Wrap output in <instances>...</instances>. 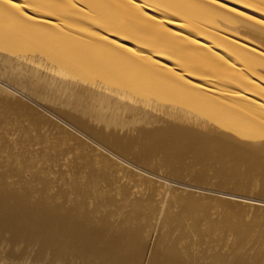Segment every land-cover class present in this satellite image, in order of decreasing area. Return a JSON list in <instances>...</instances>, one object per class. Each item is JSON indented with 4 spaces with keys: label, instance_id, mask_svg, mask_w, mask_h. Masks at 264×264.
I'll return each mask as SVG.
<instances>
[{
    "label": "bare ground",
    "instance_id": "obj_1",
    "mask_svg": "<svg viewBox=\"0 0 264 264\" xmlns=\"http://www.w3.org/2000/svg\"><path fill=\"white\" fill-rule=\"evenodd\" d=\"M257 1L262 6L258 5ZM168 11L176 16L167 15ZM46 13L49 16L57 15L55 16L57 18L50 19L45 15ZM62 16L69 21H74L73 23H76L75 20L78 19L86 21L91 24L88 26H94L102 34L95 32L93 28H87L88 26L84 27L83 23L79 26V20L78 25H73L71 22L66 24L61 21ZM0 17L4 21L14 23V27L18 26V30L22 29L25 35L36 38L38 43L41 42L39 40H43L42 44L45 41V44L49 43L52 46L54 43L51 42L57 41L56 48L63 43L67 51L62 52L67 55V59L73 57L76 64L93 68L100 79L104 80V77L105 81L111 84L109 88H112V92L116 94V97L112 96L113 103L116 102L115 99L120 102L125 101L124 109L118 104L119 109L112 107L111 114L108 115H106L107 106L103 109L101 106L97 107V103H95L96 106L94 102L93 106L80 105L81 111L95 118L98 123L102 121L100 124L106 127L115 123L113 121L115 115L112 116L114 112L122 110V113L129 112L131 127L127 126L129 129L133 126L131 130L134 131L125 132L124 139L112 135L116 138L112 139V143L109 140L112 138L110 133L106 130L110 135L108 139V134L102 132V129L104 131L106 127L100 129L98 126L99 129L94 130L88 127L85 121L67 112L64 113L76 126L86 131H95V137L99 143L120 154H124L123 145L132 146L135 142L150 143L147 148L151 151L153 148L150 147L159 142L163 147L167 146L166 149L169 148V152L174 150L170 148L172 147L170 145L174 144V147L181 149V151L179 148H177L178 151L174 150L176 155L178 152L184 154L183 152L187 151L184 155L186 157L190 155L192 158L193 155L195 158L201 156L197 155L199 153L206 155L202 150L206 152L210 150L214 155L212 154L213 158L209 163L213 164L215 158L230 159V162H227L231 170L229 169L227 174L235 170L231 173L234 174L232 177L235 180L242 176L241 181L248 185L257 184L254 186V188L258 186L257 190H254L257 194L252 200L264 204V0H0ZM171 26L176 30H171L172 28H169ZM113 34L124 36V38H121V41L110 39L108 36ZM25 35L23 37H27ZM3 38L5 40V37ZM28 39L33 41L30 37L26 38L27 41ZM31 42L30 44L33 43ZM38 43L36 45H39ZM138 43L150 46L151 50L150 48L148 51L138 49ZM3 44L7 46L6 41ZM13 46L16 45L13 44ZM39 47L37 46V49ZM24 51L25 49L21 53ZM52 51L51 54L55 57L56 52L54 54ZM70 62L69 64L74 63ZM134 69L147 76L148 80L143 77L144 81L137 79ZM17 71H19L18 68ZM32 72L34 73V70ZM58 79L60 80V75ZM81 79L79 80L83 83L84 79L83 81ZM26 82L32 86V89L35 85L37 86L32 77L27 78ZM72 82L74 83L73 77ZM43 83L46 86L47 82L43 81ZM86 87L85 89L89 90L91 86ZM40 88L37 90L40 91ZM83 92L85 94L87 91ZM28 93L31 95L30 92ZM39 93L36 94L37 97L40 96ZM101 93H99V99L102 98V104L106 99H103L102 95L106 93ZM107 100L110 102V98ZM110 103L109 107L113 106ZM77 104L79 106V101ZM24 106L28 108L27 104ZM25 107L23 110L21 108L20 113L24 112ZM4 108L5 105L1 109L5 110ZM6 109L8 112L13 110L12 107L10 111L9 107ZM14 110L13 114L19 111L17 108L16 112ZM26 113L30 112H25V115ZM122 113L120 114L123 115ZM5 115L10 118V115ZM0 116V182H2L0 189L4 190L0 193V201L6 203V195L14 198L19 211L28 210L27 217L32 221L34 220L32 212L41 211L40 220L46 223L51 231H57L60 237L66 234L82 237L86 246L95 252L100 261H110L111 264H122L129 259H135L137 264H264L263 205H255V208L252 206L255 211L251 207L253 203L250 204V210L246 208L248 211L244 210L245 207H239L243 208V212L245 211L243 213L241 210L242 214L238 208L234 207L238 211L233 215L232 203L228 200L232 209H227L229 206L226 207L225 204L226 208L221 207V214L217 215L216 212L209 211L202 205L206 202L214 209H218L217 205L214 206L217 202L210 198L211 194L207 197L189 192L181 196L175 193L176 191L174 193L169 192L170 190H168L169 193L159 191L157 181L154 182V179L147 175H138L131 171L132 169L119 162L120 160L108 155V152H105L108 149L106 147L103 151L100 147L97 148V145L86 142L87 140L81 142L78 147L76 144V147L67 145L66 136L61 134L64 128L60 130L61 135L55 133L56 136L49 137L51 140L47 138L48 134L51 135L50 133L38 134L36 127L33 128L36 134L28 136L31 131L27 128L19 132L14 128L19 122L25 121H19L22 115H18V120L14 115L13 120L17 122V124L14 123L15 125L10 119L13 128L8 125L9 118L8 126L3 127L4 118L3 115ZM29 117L25 118L29 119ZM158 117L162 118V125L158 124ZM22 119H24L23 116ZM5 121H7L6 117ZM111 121L113 122L110 123ZM117 122L119 124L114 127L121 128L123 124L120 123L121 121ZM31 123L35 124L33 120ZM44 123L43 125L47 128L48 122ZM134 123H140V125L134 127ZM54 125V129L58 131L59 128L57 130L56 124ZM102 125L100 127H103ZM21 127L23 129L25 126ZM42 127L38 128L42 129ZM49 127L54 130L51 124ZM74 136L76 135H73L75 139ZM73 138L71 136L70 139L74 141ZM18 143L22 145L20 150L16 148ZM159 143L158 146H161ZM37 144L40 146L36 149L34 145ZM220 144L223 145L222 151L216 148ZM161 149V153L166 151ZM52 150L54 152H51ZM63 152L73 154L72 159L68 157L70 160H65L69 163H65L64 166L60 165L61 161H59ZM38 153L42 155L41 159ZM173 158L177 159L176 156ZM201 158L207 162L210 160L208 156ZM166 160L168 159H164L165 162ZM146 161L148 163V160ZM205 161L202 165L204 164L203 166L207 168L208 163L206 162V165ZM241 165L243 172L240 171ZM170 170L168 176L174 177L171 173L175 172ZM194 170L193 168V172ZM120 172L125 174V178L126 176L132 178L128 180H134L133 185L126 184L128 180L125 181L126 183L121 182L122 179L117 177ZM190 172L192 175V171ZM200 180L199 183H201ZM237 181L238 184L241 183L239 180H236V183ZM245 183H241L244 189ZM240 186L237 190L241 192ZM250 187V190L254 189ZM230 192L232 193V190ZM28 195L33 198L39 196L38 198L44 201L46 208L34 202L27 203ZM228 202L226 200L225 203ZM221 203H218V206L224 204ZM237 204L236 207H238ZM27 205H30L29 208L26 207ZM75 206L89 210L97 219L89 222L87 218L76 215L69 219L67 209ZM49 208L51 209L48 210ZM48 211L62 213V219L60 218L56 224L45 222L43 218H46Z\"/></svg>",
    "mask_w": 264,
    "mask_h": 264
},
{
    "label": "rangeland",
    "instance_id": "obj_2",
    "mask_svg": "<svg viewBox=\"0 0 264 264\" xmlns=\"http://www.w3.org/2000/svg\"><path fill=\"white\" fill-rule=\"evenodd\" d=\"M256 3L258 5H260V6H262L260 2L257 1ZM145 11H148V10H145ZM45 15L48 16V17H50V19L51 18H57V17H55L57 15H54L53 16V14H52V15L49 16L48 13H46ZM167 15L176 16L171 11H168ZM58 16H59V14H58ZM61 19H62L61 21H63L66 24H68V23L70 24V22H71L73 25H78V20H79V26L80 25H83V24H84L83 25L84 27L85 26L87 27L88 25H91L89 23H86V21H81L80 19H78L77 21L75 20L76 23H73L74 21H69L68 18L63 17V16L61 17ZM5 21H4L3 18L0 19V28H1L0 35L2 36V37L0 36V42L1 41L3 43H5V41L7 42V46L5 44H3V43H0V47H1L0 48V112H1L0 115H3L2 117L4 118L2 120V122H3L2 123V126L3 127H7L9 125V127H12L13 128L14 127L13 124L14 123L17 124V122H15L14 120L15 119L18 120V115L19 116L22 115L24 117V119H22V116H20L21 119H19V121H21V120H25V121H21V122L18 123V125L20 127V130H19L18 125L14 127L16 130H18V132L19 131H22V130H24L26 128H27V130H29L31 132L36 129V130H38V132L36 130L35 131L38 134H45V133L48 134V133H50L51 135L48 134L49 136L46 134L48 139H50L49 137L54 136L55 133H57L56 135H61L62 134L64 136H66V141L68 142V143L66 142L67 145L69 144L70 146H74V147H76V145H77V147H78V146H80L81 142H84L85 140H87L86 142H89V144H92L93 143V145H95V146L97 145V148L100 147L103 151H105V149L108 148V147L104 146L103 144L99 143L98 140H96L95 131H93V132H90L88 130L86 131V130L82 129L81 127L76 126L75 124H73V122H71L72 120L70 121V119L67 118V116L65 115L66 114L65 112L74 115L79 120L85 121L86 122V125L88 127L93 128L94 130H96V128L97 129H99V128L101 129V128H105L106 126H103L102 124H100L102 121L100 123H98L95 118H93V117L87 115L86 113H84L83 111H81L82 106L83 105H86V104H88V106H93L95 103H97L98 106L95 104L97 107H100L101 106L103 109H105V107L107 106V109L106 110L108 112L106 110L105 111L107 112L106 115H108V114H111V111L110 110H112V107H114V106L116 108L118 107L117 109H119V106L122 109H124L123 107L126 106V104L124 103L125 101L122 100L123 102L121 101L122 102L121 103L120 101H118L117 99H115L116 102L113 103V101H114V98L113 97H116V94H115V92H112V90H113L112 88H109V87H111V84H109L107 81H105L106 79L104 77H103L104 80L100 79L99 74H97V71H93V68H89L88 66L87 67H84L85 65H81V64L79 65L78 63H77L78 64V66H77L76 60L73 57H72L73 61H72V59L70 57H68V59H67V55L65 53H63L65 51H67V50H65V46H64L63 43H61V46H58L57 48H56V45L58 44L57 41H56V43H55V41L51 42V43H54L52 46H50L49 43L48 44L46 43L47 44L46 45L45 44V41L42 44V41L43 40H39L41 42L38 43V40H36V38L34 39L30 35H25L24 34L25 32L22 29H19L18 30L19 27L17 25H16L17 27H14L15 26L14 23L9 22V21H6L7 23H10V24L12 23L11 25H9ZM80 23H83V24H80ZM1 26H3V27H1ZM2 28H3V30H2ZM87 28H90V29L93 28L92 30H94L95 32H97L99 34H102V32L99 31V29H96L94 26L93 27L92 26L91 27L88 26ZM169 28H172V26L169 27ZM171 30H176V28L173 27ZM21 31H23V32L21 33ZM3 32H4V34H3ZM23 35H25L27 37H23ZM3 37H5V40H4ZM6 37H8V38H6ZM28 37H30V39H33V41L31 40L33 43L29 39H28L29 41L26 40V38H28ZM108 37L110 39L119 40V41H121L120 40L121 38H124V36H121V35H118V34H113V35H110ZM30 42L33 45L30 44ZM36 43H38L39 45H36ZM13 44L16 45V46H13ZM40 44H42V46ZM9 45H11V46H9ZM34 45H36V46H34ZM137 45H138L137 48L140 49V50L143 49L145 51H148L149 48H150L149 50H151V47L150 46L148 47V46H145V45L139 44V43ZM30 46L32 48L33 53H32V51H30L31 50ZM37 46L38 47L40 46V47L37 49ZM46 46L48 48H46ZM23 47H25V48H23ZM50 47L51 48L54 47V48H52V50L54 52L51 50ZM35 48H36L37 51L35 50ZM17 49H18V51H17ZM23 49H25V51L23 53H21V51H23ZM43 49H46L45 50L46 53H45V51ZM50 50L54 54L56 52L55 57H54V55L51 54V51ZM27 52L29 53L28 56H27V54H28ZM34 52L37 53V54H35ZM51 57H54V58H51ZM58 57H60V58H58ZM55 58L59 59L60 61L57 60V59L55 60ZM69 58L71 59V62H74L75 63V64L73 63L74 65L70 62V59ZM67 60L72 65L69 64V62ZM161 60H163V59H161ZM42 61H44V62H42ZM39 65H41V66L39 67ZM42 65H43V67H42ZM53 66H55V67L53 68ZM17 68H18L19 71H17ZM37 68H39V70L42 69L43 71H41V70L39 71ZM75 68H76V70H75ZM20 69H23V70H21L22 72L20 71ZM35 69H36V71H35ZM47 69H48V71H47ZM80 69H81V72L82 73L80 72ZM89 69L92 70V71H90ZM32 70H34V73L32 72ZM73 70H74V72H73ZM28 71H30V72H28ZM50 71H52L51 74H50ZM67 71H69L70 73L67 72ZM134 71L136 73V74L135 73L134 74L138 76L137 79L144 81L142 79V77H143V78H145V80H148L147 79V76L143 75L140 72H136V69H134ZM59 72H61V74ZM72 73L73 74L75 73L74 74L75 77H74V75H71ZM1 74H2V76H1ZM38 74L41 75V77H39ZM78 74H79V76H76ZM140 74H142L143 76L140 75ZM56 75H57V78H56ZM59 75H60V80L58 79L59 78ZM35 76H37V77H35ZM23 77H24V79H23ZM29 77H32L34 79V83L37 84V86L36 85L34 86L36 88L33 87V89H35L36 91H34L32 89V86H30V84H28V82H26L27 78H29ZM69 77H71V78H69ZM72 77H73L74 83L72 82ZM50 78L51 79L53 78V79L51 80ZM74 78H76L75 80H77V81L82 78L81 80L83 81V79H84V81H83V83H81L80 80H79V82H75ZM39 79L42 80V81L41 82L38 81ZM64 80H66V81L65 82H62ZM43 81L47 82L49 86L47 85V83H46V86H45V83H43ZM57 81H59L60 83L57 82ZM39 83L40 84L42 83V84L39 85ZM79 83H81L82 85L84 84L85 86L84 85L82 86ZM102 83L105 85V87H104V85ZM58 84H60L61 86L59 87ZM86 84L88 85V87H86L87 86ZM25 85H27V87ZM42 85L45 86V87H43ZM55 86H57V87H55ZM21 87L23 88V90H22ZM29 87H31V88H29ZM85 87L86 88H89L90 87L92 89V91H91L90 88H89V90L88 89H85ZM38 88H40L39 89L40 91L37 90ZM57 88H59V89H57ZM67 88L69 90H67ZM24 89L26 91L30 92L31 95H29V93L26 92ZM60 89H62V90H60ZM63 89H64V91H63ZM99 90H101V91H99ZM105 90H107V91H105ZM31 91L32 92L34 91V92L32 93ZM73 91H74V93H73ZM80 91H81V93H80ZM83 91H87V92L84 94ZM97 91H98V93H97ZM71 92H72L73 95L71 94ZM101 92L106 93V94H103ZM37 93H39L38 94V95H40L39 97L36 96ZM43 93H44V95H43ZM56 93H58V94H56ZM99 93L103 94L102 95V96H104L103 99L106 98L103 101L104 103L106 102L105 100H107L109 98H110V102L111 103L109 102V100H107V102L105 104L102 103L103 104L102 105L101 104V102H102L101 99L102 98L99 99V97H100V94ZM93 94H95V95H93ZM63 95H64V97H63ZM85 95H86V97L88 95V98L84 97ZM92 96H94V97H92ZM66 99H67V101H66ZM85 99H87V101ZM111 100H113V101H111ZM22 101H23V104H21ZM77 101H79V106L77 104ZM24 102H25V104H27L28 108H26L24 106L25 105ZM61 102H63L64 104H62ZM93 102H94V104H93ZM7 103H9V104L6 105ZM18 103L20 104V106L22 105L21 106L22 110H23V107H25L24 109L27 110L28 112H30V113H26V114L28 116H30V117L32 115V117H33V118L31 117L32 119L30 117H29V119L28 118H25V117H28L27 115H25V112H27L25 110H24L23 113L21 112L22 114L20 113V111H22V110H21V108H19L20 106H19ZM109 103H110V105L113 104V106L111 105L109 107ZM16 104H18L17 107H16ZM73 104L76 105V108H75V105H73ZM118 104H119V106H118ZM4 105H5V108L4 109L6 111L3 110V109H1V108L4 107ZM13 105H14V107H13ZM80 105H82L81 108H80ZM7 107H9V111L12 110V109L14 110V108H15L14 112H16V108H17V110H19L17 112L20 113V114L17 115L16 114L17 112L13 114L12 113L13 110H12V112L10 111L11 114H12V116H11L10 112H8V109H6ZM11 107H12V109H10ZM31 108H34V109L31 110ZM64 109H66V110H64ZM113 109H115V108H113ZM37 110H38V112H36ZM115 110H113V111H115ZM125 110H126V108H125ZM109 111H110V113H109ZM34 112H36V113H34ZM122 112H123V110L121 112L120 111L119 112H116V113L114 112L112 114V116L115 115L114 116L115 118L112 117L113 118V121H115V123H113L112 126L110 124V126L106 127L104 129V131L102 129V132H104V134L110 133L111 137L113 135V136H116V137H120L121 139H124L126 137L125 136V132H127L129 130H130V132L131 131L132 132L134 131V130H131V129H133V126H132V128L129 129V127H131V126H129V124H130L129 122H131L130 115L128 114L129 112L128 111H124V113H122ZM120 113H122L123 115H121ZM5 114L10 115V118L8 116H6ZM29 114H31V115H29ZM62 114L65 115V117ZM4 115L7 118V121H5ZM104 115H105V113H104ZM120 116H121V118H120ZM13 117H15L14 120H13ZM8 118H9V121L10 122L8 121ZM10 119L13 120V124L11 123L12 121ZM161 119H162L161 117L160 118L158 117V120H159L158 124L159 125H160V123H161V125L163 124ZM32 120L34 121V123L36 121H38V122H36L37 124L36 123L35 124L31 123ZM28 121L29 122L31 121V122L28 123ZM46 121L48 123L50 121L49 124L48 123L46 124L48 129L45 127V125H43V124H45L44 122H46ZM52 121H54L53 124H52ZM113 121H111L110 123H112ZM116 121H121L120 123L123 124V126L121 128H119V126H117V128H115L114 125L119 124L118 122L116 123ZM8 122H9V124H8ZM58 123H61V124L58 125ZM10 124H12V125H10ZM20 124H22L21 126H25V127L22 129V127L20 126ZM32 124H33V126H32ZM50 124L53 127V129L55 128L54 127L55 126L54 124H56L57 130H58V128H59V130L58 131H56L55 129H54L55 131L54 130H51L52 128L49 127ZM37 125H39L40 127H42V126H44V127H42V129H40V128H38L39 126L37 127ZM101 125L103 127H100ZM137 125H140V123L139 124L138 123H136V124L134 123V127L137 126ZM98 126H99V128H98ZM34 127H36V128L33 129ZM49 128H51V129H49ZM63 128H64V130L62 131L61 129H63ZM47 130L49 132H47ZM50 130H51V132H50ZM60 130H61V134H60ZM106 130L108 131V133H107ZM11 131H12V129H11ZM35 131L32 132V133L30 132V135H28V136H33L34 133H35ZM69 131L70 132L73 131V132L70 133ZM52 133H54V134L52 135ZM73 133H76V134H73ZM70 134L76 135L77 137L76 136H74V137H75V139L77 138L76 139L77 141L73 138V135H70ZM110 135L108 134V139H109V136ZM71 136H72V138H73L74 141H72V139H70ZM53 138L54 137H52V139ZM112 139H116V138L115 137L110 138L109 139L110 142L112 141ZM138 142H140V141H138ZM145 143L146 142H140V144H139V143H136L135 142L134 144H132V146L129 145L130 148H129L128 144L127 145H123V149L122 150H124V154H120V153H118V152H116V151H114V150H112L110 148H108L107 149L108 151L106 150L105 152L106 153L108 152L107 154L110 155L111 157H113L114 159H116V160L118 159V161L120 160L119 162L124 163V165H126V167H129V169H132L131 171H133L135 173H138V175L139 174H143V175H147V176L153 178L154 179V182L157 181V183H158L156 185H157V188L159 189V191L167 192V193H169V192L174 193L176 191L175 193L181 194V196L182 195L184 196V194H187L189 192H193V193H196V194L197 193L203 194V195H205L207 197H209L210 194H211L210 198L212 197L213 200L215 201V203L217 202L216 204L214 203L215 204L214 206L217 205L218 209H214L213 206H210L209 203H206V202L203 203L202 205L205 207V209H207L209 211L216 212L217 215H220L221 214V209L222 208H226L227 206H229V202L232 203L233 210H231L232 209L231 205L227 209L233 211L234 212L233 215H235V213L237 214V211L238 210H239V212L241 210L243 212V208L244 207H245L244 210L246 208H248L250 210L251 209L250 208V204H252V203H253V205H251V207L253 206L254 208H255V205L256 206H260V205L261 206L262 205L264 206V204L262 202L261 203H258V202H255L254 200H252V198H254V195L256 196V194H257V192L254 191V190H257V188H258V186L255 187L256 189L254 188V186H256L257 184L253 183L255 185H253V184L252 185H248L244 181H241V180H243L242 176H240V179L239 178L238 179L236 178V180H239V183L240 182L241 183L243 182V184L245 183V186L246 187L244 189L243 184H241V183L238 184V181L236 183L235 178L232 177V175H234V174H231V173H233L235 170H232L229 175L227 174L231 169L229 167L230 166L229 165L230 159H226L225 160V158L223 157V156H226V155H221L223 157L221 160L220 159H216V158H215V160L213 159L214 162H215V164H217V165H215L214 162H213V160H212V162L214 164L213 165L212 163L211 164L209 163V161L211 162V159L213 158L212 156L214 155L213 153H212L213 155L211 154V151L210 150H208L207 152L202 150V152L206 153V155H202V154L199 153L197 155L198 156L201 155V156H199L198 158L197 157L195 158L194 157L195 155H193V158L195 159L194 160L192 158V156H190V155L189 156L187 155V157H186L184 154L187 151H184L183 152V149H182V152L184 154L178 152L177 153L178 155H176L175 152H174V150L176 149L178 151L180 149V147H174V144L173 145H170V146H172L170 148L171 149L173 148L174 150L169 152L170 149L169 148H168L169 150L166 149L167 146L163 147L159 142L158 143L161 146H158V143H156V145H154V143H151V145H154V146H151L150 148H153L154 151L153 150L151 151L149 148H147V147H149L148 144H150V143H147V144H145ZM19 144L20 143H18V145L16 146V148H18V150H20V148L22 147V145L21 144L19 145ZM99 144H101L102 146L99 145ZM168 144H170V143H168ZM39 146L40 145H38V144L37 145H34V148L36 147V149H37V148H39ZM155 147H157V148H155ZM210 147L212 148V146H210ZM161 148H163L164 150L166 149V151H163L161 153V150H162ZM177 148H179V149H177ZM216 148H219L220 151H222L223 150V145L220 144ZM158 149L159 150L161 149V150L159 151ZM204 149L207 150V148H204ZM179 151H181V149ZM51 152H54V151L52 150ZM164 152H166V153L164 154ZM149 153H150V155H149ZM172 153H174V155ZM208 153L211 154V156ZM69 154H67L65 152L62 153L61 158L59 159V161H61V164L60 165H63L64 166L65 163L66 164L69 163L68 162L70 160L69 158L72 159V157H73V154L72 153H69ZM130 154H132V155H130ZM163 154H164V156H163ZM170 154H172L173 156L171 155V157H170ZM179 154H182V155H179ZM37 155H39V158L40 159L42 158V155L41 154L38 153ZM63 155H64V157L62 158ZM168 155H169V157H166ZM175 156L177 157V159L179 158L180 161L179 160L177 161V159H174L173 157H175ZM202 156H204V157L205 156L206 157L208 156L210 158V160H208V162L205 161V160H202V159H204V158H201ZM137 157H138V159H137ZM163 157H164V159L167 158L171 164L168 162V160H166V162L164 161V159L162 160ZM144 158H145V160H144ZM227 158H229V157H227ZM149 159H150V161H149ZM154 159H156V160H154ZM172 159H173V161H172ZM205 159H207V158H205ZM65 160H68L67 161L68 163L65 162ZM146 160H148V163H147ZM174 160H175L176 164H175ZM182 160H183V162L181 163ZM126 161H128V162H126ZM203 161H205V164H206V162L208 163V165L206 164L207 165V168L203 166L204 164L202 165V162ZM227 161H229V162H227ZM142 162H144V163H142ZM167 162H168V164H167ZM167 166H169L170 168L169 169L166 168ZM208 166H209V168H208ZM241 166H240V169L243 168V166L242 167ZM150 168H152V169H150ZM173 168H178V169L180 168L181 170L179 169L180 170L179 171L178 169L177 170L175 169L176 170L175 171ZM191 168H192V170H191ZM193 168L195 169L194 170L195 173L193 172ZM215 168H217L216 169L217 172H215L216 171ZM211 169H212V173H211ZM238 169H239V167H238ZM169 170L171 172H172V170L175 172V173H171L170 172L171 175L174 176V177L168 176V175H170L168 173ZM213 170H214V172H213ZM242 170L243 169H241L240 171H242ZM177 171L179 172V174H178ZM187 171H188V173H187ZM190 171H192V175L190 174L191 173ZM219 172H221V173H219ZM103 173H104V171H103ZM166 173H167V175H166ZM89 174H91V173H89ZM92 174H96V173H92ZM119 174H122V175L119 176ZM176 174H178V175H176ZM198 175H200V176H198ZM208 176H209V178H208ZM117 177H119V179H122V181L120 180L121 182H125V181L127 182L128 179H132V178H129V177L127 178V176H126V178H127L126 179L125 178V174H123L121 172L118 173V176ZM243 177H245V176L243 175ZM197 178H199V179H197ZM227 179H228V181H227ZM199 180H200L201 183H199ZM232 182L233 183L235 182V183L232 184ZM1 183L2 182H0V185H1ZM133 183H134V180L133 181L132 180H128V182L126 184L133 185ZM216 183H217V185H216ZM237 184H238V186L241 185L240 188H239L241 190V192L237 190L238 189L237 188L238 187ZM232 186H234V188H235V186H237V187L234 189ZM250 186H252V187H250ZM160 187H162L161 190H160ZM247 187H248V189H247ZM249 187L251 189L252 188H254V189L250 190ZM165 190H167V191H165ZM168 190H170V191L168 192ZM231 190H232V193L230 192ZM233 190H235V191H233ZM236 190H237V192H236ZM242 191L244 193L247 192V194L246 193L244 194ZM2 192H4V190L3 189H0V193H2ZM181 192L182 193L184 192V193L182 194ZM243 194L245 195L246 198L244 197ZM38 197L35 196L33 198V197L29 196V195L26 196L27 203L31 204V203L34 202L37 205L39 204L42 208H46V206L44 205V201L42 199L38 198ZM247 197H249V198H247ZM224 200H225V202H226V200H227V202L229 200V202L228 203H225ZM221 202L224 203V204H222ZM218 203H221L222 205H219L218 206ZM233 203L235 204V206H233L234 205ZM237 203L238 204L240 203L239 204L240 206ZM245 203L248 204L249 206L246 205ZM225 204H226V207H225ZM236 204H237L238 207H236ZM29 206L30 205H27L26 207L29 208ZM234 207L235 208H238V210L235 209ZM239 207H243V208H239ZM254 208H253V210L255 211ZM50 209L51 208H49L48 210H50ZM234 209H235L236 212L234 211ZM248 209H246V211H248ZM27 211L28 210L19 211L18 204H17L16 200L14 198L10 197V196H7L6 195V203L0 201V264H111L110 261H105V262L104 261H100L99 260V257H97L95 255V252L92 251L91 249H89L88 246H86L85 240L82 237H80V236H71L69 234H66V235L60 237L57 231H51V229L49 228V226L46 223H44L43 221L40 220V213H41V211H34V212H32L33 213V217H34V220L33 221L31 220V218L27 217V213H28ZM67 212H68L67 215L69 216V219L72 218L75 215L77 217L78 216H82L83 218H87V220L89 222H92V221H94V220L97 219V217H95L89 210L81 209L78 206H75L73 208L67 209ZM242 212H240V213L242 214ZM46 214H47L46 215V218H43L42 217L43 220L45 222H47V223H52V224H56V222L60 218L62 219V215H63L62 213H59V212L50 213V211H48V213H46ZM63 218H64V216H63ZM242 223H244V222H242ZM253 225H256V224L253 223ZM122 264H137V263H136V260L135 259H129V260L125 261Z\"/></svg>",
    "mask_w": 264,
    "mask_h": 264
}]
</instances>
